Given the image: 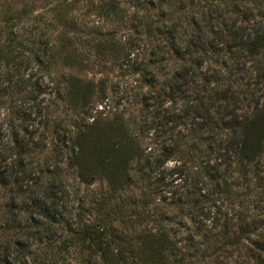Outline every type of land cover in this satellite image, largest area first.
Wrapping results in <instances>:
<instances>
[{"label":"trees","instance_id":"1","mask_svg":"<svg viewBox=\"0 0 264 264\" xmlns=\"http://www.w3.org/2000/svg\"><path fill=\"white\" fill-rule=\"evenodd\" d=\"M201 1L128 0L136 12L123 21L137 38L97 34L88 54L135 83L109 84L122 98L108 96V80H48L58 62L77 66L70 39L60 50L42 35L12 34L0 45V264H65L72 249L87 253V264H188L201 248L186 220L209 224L219 253L247 239L252 264H264V219L236 235L222 211L264 155V102L255 89L236 88L250 71L264 86L256 62L264 57V0H203L190 18L188 7ZM117 5L109 16L118 17ZM120 99L122 113L105 112ZM62 102L77 118L54 125L51 163L42 158L49 111ZM127 105H138V115L127 116Z\"/></svg>","mask_w":264,"mask_h":264},{"label":"rangeland","instance_id":"2","mask_svg":"<svg viewBox=\"0 0 264 264\" xmlns=\"http://www.w3.org/2000/svg\"><path fill=\"white\" fill-rule=\"evenodd\" d=\"M172 1L174 4H177L178 0ZM207 2L210 3L211 0H207ZM112 3L118 4L117 6L120 11L118 12V17L109 16L106 12ZM204 4H206V1L202 0L200 6H189L187 15L190 18L198 16V12ZM247 5L253 6L250 2H247ZM135 12L136 9L128 3V0H0V45L2 47L8 45L12 34H20L23 41L38 39L42 35L46 37V43L49 44V48L60 50L61 41L70 39L69 50L76 54L77 66L69 68L70 65L63 66L58 62L57 65L46 73L48 80L57 84L63 79V75L65 74L95 83L108 80V96L112 97L114 94H117L115 96L122 98V92L114 93L111 91V85L109 86V84L122 82V84L129 83L131 87H136L135 83L131 81L132 78L123 77V73L110 60H102L94 54L90 55L88 53L90 46L96 44L97 34L99 33L114 34L118 40L122 41L128 38H137L136 27L131 24L127 25L126 21H123L124 16ZM149 15L155 16V12L152 11ZM230 19L234 20L235 15L231 14ZM246 25L253 26L251 22ZM256 62L264 65V57L256 59ZM245 65L250 68L253 64L246 63ZM242 78L236 84V88L238 89L237 86L242 84V87L239 89H243L244 91L251 88L255 89V98L263 100V103L264 86L259 87L258 73L250 71L242 74ZM139 91L136 89V92ZM52 98L47 97V100H52ZM122 105V99H120L119 105L115 101L108 103L109 107L106 108L105 112L111 111L108 113L109 115L122 113ZM98 110L104 112V106L98 107ZM138 110V105H127L126 115H138ZM251 111L252 109H247L239 111V114L244 115ZM76 114L69 104L65 102H62L58 109H50L49 115L53 123H51L48 131L49 146L42 157L43 160L55 163L58 156L56 147L58 141L56 134L53 133L54 125L59 124L60 126L63 121L71 125L77 118ZM180 164V162L170 163L169 168H174ZM188 165L193 170H196L193 165ZM74 183L75 181L70 179V184ZM97 188L98 186L95 185L91 190H96ZM235 193V197L225 204L222 211L225 216H228L231 223L236 224L234 227L236 232H233L239 235L242 225L244 228L252 227L259 225L264 219V155L259 162L258 168H253L247 178L239 179V187L235 189ZM241 219H244L245 223ZM185 222L196 241V248H201L199 255L188 260V264H252L248 258V249L251 247V242L247 239H243L239 247L228 248L225 253H219V248H221L220 243L222 242L216 241V237H214L216 232L209 231V228H207L209 224L201 227L195 225L190 220H186ZM184 237L187 238V234H184ZM39 246L38 248H34L36 251L35 258H39L38 256L43 257L45 254V246L42 245L40 250L37 251ZM87 258V253L79 249H72L71 253L66 257L65 264L67 262L70 264H87Z\"/></svg>","mask_w":264,"mask_h":264}]
</instances>
